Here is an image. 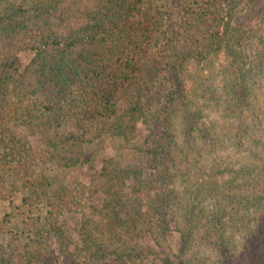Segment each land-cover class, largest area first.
<instances>
[{
	"label": "trees",
	"instance_id": "obj_1",
	"mask_svg": "<svg viewBox=\"0 0 264 264\" xmlns=\"http://www.w3.org/2000/svg\"><path fill=\"white\" fill-rule=\"evenodd\" d=\"M235 1L0 0V200L19 201L25 241L12 259L0 253V264H153L154 253L139 238L148 236L160 247L172 219L182 249L163 258L164 264H202L208 250L217 263L240 264L231 251L237 240L246 262L260 264L264 193L243 197L233 194L232 185L249 174L263 177L264 166L231 173L235 180L216 184L213 196L206 194L205 181L184 199L167 189L183 176L176 167L171 111L185 114L189 151L199 128L185 95L187 65L204 66L222 43L229 45L222 32ZM177 10L186 12L180 24L172 21ZM225 52L226 87L241 111L249 80L236 64L238 52L231 46ZM21 53L32 56L27 65ZM140 118L161 120L150 129L149 155L158 169L146 185H125L138 173L131 168L104 167V197L91 212L83 199L94 198L92 190L51 184L44 153L51 156L46 161L73 168L101 133L127 138ZM36 134L44 146L33 156L30 136ZM129 186L132 200L125 193ZM77 212L83 239L60 263L51 242L67 238L62 226Z\"/></svg>",
	"mask_w": 264,
	"mask_h": 264
},
{
	"label": "rangeland",
	"instance_id": "obj_2",
	"mask_svg": "<svg viewBox=\"0 0 264 264\" xmlns=\"http://www.w3.org/2000/svg\"><path fill=\"white\" fill-rule=\"evenodd\" d=\"M83 5H77V7L82 8ZM74 9H76L75 5ZM173 13V23L180 24L186 12L177 10ZM230 16L229 26L222 32L229 45L222 43L220 52L216 55L210 54L208 57L210 61H206L204 66L196 62H190L187 65L186 100L191 104L190 112L197 119L198 129H201V133L197 129L193 134L194 150H187L184 144L187 126L183 110L175 108L170 113L169 129L171 138L174 137L177 142L178 149V155L175 157L176 167L181 169L183 176L179 177L174 187L170 186L167 189H176V194L183 199L187 198L189 193H195L199 184L204 181L208 185H205L208 188L206 194L213 196L216 184L235 180L233 176H229L231 173L233 174L240 168L253 169L264 166V50L261 53L264 48V0H236ZM187 17L185 16V19ZM230 46L238 52L236 64L241 73L247 76L250 85L246 107H243L241 111L233 108L236 98L231 88L226 87L223 74V70L230 62L225 52L226 49H230ZM19 57L24 65L32 59L28 53H21ZM229 77L227 79L231 81ZM160 124V119L150 120L147 123L140 118L135 123L133 134L124 139L112 134L103 135L101 133L99 138L89 145V150L85 152V160L73 168L60 167L54 162L46 161L51 156L46 158L44 153L41 160H45L44 163H46L43 166L45 175L50 179L51 184L55 185V188L65 185L92 190L94 198L86 196L82 199L86 208L94 212L101 198L104 197L101 193L102 185H107L103 172L104 167L118 166L121 169L131 168L138 172L129 182H125V185H137V183L146 185L148 179L150 180L157 173V165L150 160L151 146L148 142L151 139L150 129L157 128ZM24 135L29 136V134ZM32 137L34 139L30 142L34 150L30 149V154L34 156L37 150L42 149L44 145L41 144L39 136H30ZM261 173L263 176L264 171ZM247 176L235 180L237 185H232L235 190L233 194L243 197L253 194L263 196L264 176L259 177L256 174ZM130 190L129 186L125 189V193L126 195L129 193L131 196L129 198L132 200L136 195H133ZM76 198L81 200L80 195ZM22 210L18 200H15L13 204L0 200V253L3 257L14 258L25 243L20 234ZM6 219H9V223ZM65 224L62 228L66 227L68 230L69 233L67 234V231L65 233L67 238L54 239L51 242L53 257L60 263L67 261L66 253L72 254L75 242L80 244L83 236L80 233L83 225L82 219L78 212L69 214ZM260 241L257 249L259 250L257 262L264 264V239ZM139 244L142 247H149L144 249L154 253L153 264H164L163 258L166 259L171 255L177 256L182 248L175 219L170 221V232L167 234L165 244L156 247L148 236L139 238ZM231 251L237 255L240 264H248L246 262L248 256L245 254L241 240H237L236 247ZM205 257L206 262L202 264H221L215 262L210 250L207 251Z\"/></svg>",
	"mask_w": 264,
	"mask_h": 264
}]
</instances>
